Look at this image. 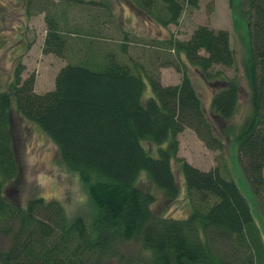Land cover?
<instances>
[{
	"label": "trees",
	"instance_id": "16d2710c",
	"mask_svg": "<svg viewBox=\"0 0 264 264\" xmlns=\"http://www.w3.org/2000/svg\"><path fill=\"white\" fill-rule=\"evenodd\" d=\"M24 1L28 18L45 14L43 53L59 58L72 50L70 35L88 42L94 37L98 42L103 38L101 28L114 17L103 2ZM132 1L150 22L167 28L178 25L184 13L198 9L202 0ZM69 6L91 7L96 12L88 33H82L80 26H61ZM56 10L63 21L50 16ZM246 18L250 112L239 123L235 120L240 85L214 71L235 64L225 30L200 26L187 41L154 43L157 52L173 53L174 59H166L161 67H173L181 74L178 85L164 86L159 75L102 50L68 63L57 75L54 90L40 94L35 75L23 79L25 68L18 63L11 88L0 86V237L8 241L7 249L0 250V264H101L113 254L118 240L141 242L148 258L139 259L138 264H264L263 236L237 184L220 166L206 172L178 158V136L187 129L212 151L223 152V136L232 137L254 196L264 193V0H248ZM122 34L118 49L125 54L131 34ZM189 66L211 84L212 119L193 85ZM147 85L150 97L145 96ZM13 109L56 145L57 164L76 173L86 186L99 209L96 228L88 235L81 219L69 224L58 201L38 198L26 208L12 202L10 184L20 172L10 119ZM145 142L159 147L157 157L145 149ZM175 164L184 175L191 210L184 220L155 216L156 194L137 184L144 172L166 200H177ZM72 232L79 244L67 252L64 241ZM92 234L95 239L89 241Z\"/></svg>",
	"mask_w": 264,
	"mask_h": 264
},
{
	"label": "rangeland",
	"instance_id": "374dc122",
	"mask_svg": "<svg viewBox=\"0 0 264 264\" xmlns=\"http://www.w3.org/2000/svg\"><path fill=\"white\" fill-rule=\"evenodd\" d=\"M87 2L107 3L114 17L103 26L102 35L107 40L92 44L77 34L69 42V49L65 58L43 53L44 40L47 33L45 14H39L30 19L27 16L24 0H0V86L8 90L12 86L13 72L18 63L24 66L23 79L30 75L36 77V91L40 94L48 93L55 88V80L62 68L68 63L79 62L82 57L91 53L93 57L100 51H112L118 59L133 67L150 71V74L159 75L164 86L178 85L182 76L173 67H161L166 59H174L173 53L158 51L156 42L170 39L180 41L189 40L200 26H207L214 30L229 32L231 48L236 60L231 68L216 67L224 77L236 79L240 85V105L236 113V123L241 122L250 112V86L247 68L250 60V38L246 8L248 0H202L198 9H188L179 24L167 28L150 22L135 7L132 0H86ZM80 6V5H79ZM65 19L60 16L61 11H50V16L57 21H63L68 29L80 26L78 29L86 34L89 25L96 20V12L91 7L69 6L66 9ZM63 24V25H62ZM82 27V28H81ZM86 31V32H85ZM122 32L130 33V42L126 45L125 54L119 51V43L124 40ZM66 35H69L66 34ZM126 55V57H125ZM176 58V57H175ZM189 75L199 94L206 114L211 116V102L213 89L197 69L189 66ZM151 89L147 85L146 97H150ZM11 127L15 138L14 152L20 168L18 177L10 184L12 202L26 208L29 201L44 198L48 201H58L63 204L69 224L73 226L77 219H81L88 228L87 235L93 231L97 221L99 209L89 196L86 186L76 173L68 171L57 164L58 149L55 144L34 124L26 122L13 109L10 113ZM215 122V121H214ZM180 147L178 158L186 160L192 166L210 171L221 167L233 180L247 202L255 222L264 239V193L254 196L238 162L237 145L232 137L223 136L224 150H209L196 136L187 129L178 136ZM151 156L157 157L159 147L149 142L143 143ZM178 178L180 195L175 201H168L162 192L157 190L149 181L146 173H142L137 184L145 191L157 196V202L152 206V212L157 217L187 219L190 215V205L186 196V184L181 167L174 165ZM0 237V250H6L8 241ZM95 239L94 234L89 241ZM86 245L88 240L86 239ZM65 242L67 252L75 250L79 244L77 235L72 232ZM113 254L106 256L101 264H138L139 259L148 258L138 240L129 242L116 241Z\"/></svg>",
	"mask_w": 264,
	"mask_h": 264
}]
</instances>
